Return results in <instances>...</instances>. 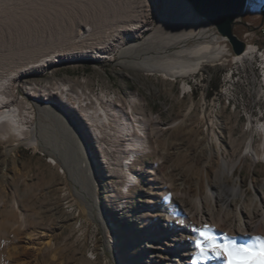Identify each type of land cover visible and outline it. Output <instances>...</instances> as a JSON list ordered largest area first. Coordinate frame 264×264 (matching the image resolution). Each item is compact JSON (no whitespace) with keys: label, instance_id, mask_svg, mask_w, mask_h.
Wrapping results in <instances>:
<instances>
[{"label":"rangeland","instance_id":"obj_1","mask_svg":"<svg viewBox=\"0 0 264 264\" xmlns=\"http://www.w3.org/2000/svg\"><path fill=\"white\" fill-rule=\"evenodd\" d=\"M247 2L240 18L246 24L236 25L234 33L243 41L248 33V42L264 46V4L254 12L258 0ZM162 4L163 0H67L58 8L63 18L36 23L30 32H0V53L15 52L14 62L20 59L17 50L29 43L63 36L71 26L77 34L85 18L104 21L105 30L113 33L107 45L90 40L83 48L84 55L62 54L48 64L25 66L13 77L11 91L38 128L34 145L15 138L0 140V264H142L151 252L150 245L160 248L171 231H184L176 226L166 231L156 222L166 219L160 209L167 190L175 194L177 203L193 206L194 197L205 192V177L217 183L221 160L227 167L238 160L232 179H238L247 199L253 196L251 180L264 187V160L255 163L242 156L250 135L255 151L264 153V136L256 128L264 117L252 111L256 100H249L248 106L233 95L237 91L223 85L231 54L175 76L137 66L143 59L147 63L152 60L146 57L153 54L154 46L145 38L157 26ZM126 10H141L140 20L149 25L139 31L126 30L120 18ZM141 43L139 50L121 51ZM219 44L230 50L226 41L220 39ZM0 67V72L8 71L5 64ZM224 88L228 93L220 92ZM35 93L58 104L59 98L65 100V93L79 97L78 101L71 98L73 110L64 108L87 141L95 194L106 227L95 210L89 215L78 195L81 187L75 172L82 153L65 156L61 127L53 116L36 108L31 97ZM80 104L96 107L104 122L89 129L79 118ZM132 150L137 153L130 165L135 186L126 192L124 166L129 154H134ZM232 179L227 180L228 185ZM122 205L125 209L118 210ZM143 215L151 216V223L143 225ZM46 236L47 243L37 248L26 246L31 237ZM169 250L172 263L174 251ZM148 259L145 264L156 263L154 258Z\"/></svg>","mask_w":264,"mask_h":264},{"label":"bare ground","instance_id":"obj_2","mask_svg":"<svg viewBox=\"0 0 264 264\" xmlns=\"http://www.w3.org/2000/svg\"><path fill=\"white\" fill-rule=\"evenodd\" d=\"M65 1L67 0H0V32L5 30L10 31L11 34L17 31L23 33L36 23L42 24L46 22L45 20L52 22V20L63 18L64 13L58 8ZM262 1L260 0V2ZM259 9L260 5L254 7L255 11H259ZM140 11L126 10L120 14L126 30L139 31V28L149 25L146 20H140ZM101 18L103 17L101 16ZM89 19L90 17L83 19L77 34L74 32V26H71L69 31L65 34L62 33L63 36H60L61 34L55 38L50 36L47 42L40 40L39 43H29L26 47L19 48L18 46L19 49L16 53L20 56L18 62L13 61L15 52L4 53L2 51L3 53H0V64H2L0 66L5 64L8 67L6 73L0 72V140L8 141L15 138L33 145L35 142L34 134L38 127L33 122L30 112L23 111L22 101L11 91V84L16 73H20L25 66L36 67L48 64L62 54H68L67 57H70L76 52H82L81 54L84 55L83 48H85V44L90 45L91 42H88L90 40H97V42H101L99 44L107 45L113 39V33L105 30L107 23L94 18L92 22H89ZM220 39L223 40L216 33L215 28L198 17L186 0H163L162 15L159 22L153 32L145 38L147 44L154 46V51L151 49L153 54L146 57H152V60L147 63L143 59L136 64L137 66L153 67L170 76L194 72L203 62L222 60L224 56L230 54V50L227 52L219 44ZM143 43L139 45L130 44L121 51L139 50ZM224 45L226 46V44ZM55 46L59 48H55ZM173 48L174 50H171ZM251 52L252 48L247 47L242 56ZM232 56L234 55L232 54ZM31 97L37 109L53 116L58 121L64 134L63 150L65 156L77 157L78 152L82 153V161L79 162L78 170L75 172V177L81 187L78 195L84 202L85 210H88L89 215L92 216V212L95 210L98 220L106 227L107 220L95 194L96 183L89 161L87 141L77 122L64 108L68 107L73 110L71 98L78 101L79 97L77 95L68 96L65 93V100L59 98L60 104L47 100L48 98L42 93H35ZM77 107L81 111L80 120L87 123L89 129H94L98 122H104L103 114L96 107L83 104L77 105ZM250 117L249 114L247 117L249 122ZM137 126L141 129L138 121ZM256 128L264 136V122H261ZM135 142L138 146L140 145L138 137H135ZM134 152L136 150H132V153ZM263 154L255 151L250 135L245 141L242 156H249L256 163L259 160H264ZM237 162L238 160L227 167L226 162L221 160L222 171L217 183L209 181L205 177L203 180L205 192L203 195L197 194L194 197L193 206L181 202L177 203L175 194L167 190L160 209L161 214L165 215L166 219L164 218V222H161L160 218L156 222L162 224L166 231L172 229L171 226H176V228H181L184 231L181 234L179 232L172 234L173 231H171L170 236H166L160 248L150 245L152 248L150 254L140 263L145 264L151 257L156 262L151 264H225V258L222 255L216 256L214 250L207 247V243L199 235V229H209L207 232L214 238L215 242H223L229 248L233 245L244 244L259 250L260 245L264 243V187L255 186L251 180L249 189L253 191V196L247 199L245 190L242 189L238 179H232L233 169ZM130 168L128 165L129 172L127 174L129 177L124 186L126 192L135 186V178L130 176L132 175ZM229 179H232L230 185L227 184ZM124 209L125 206L122 205L118 210ZM150 217L149 215L140 217L141 220H146L143 225L151 223ZM134 220L136 221V219ZM188 224L190 226L187 228ZM219 225L224 227H219ZM257 237L261 239L257 240ZM197 239L202 240L201 247L207 250L205 257L198 255L199 249L195 245ZM47 242V236L38 240L31 237V241L27 242L26 246L37 248ZM169 248L174 251L172 263L169 261ZM165 258H167V262H164ZM254 259H260V256L258 255Z\"/></svg>","mask_w":264,"mask_h":264},{"label":"built area","instance_id":"obj_3","mask_svg":"<svg viewBox=\"0 0 264 264\" xmlns=\"http://www.w3.org/2000/svg\"><path fill=\"white\" fill-rule=\"evenodd\" d=\"M247 2V6H248ZM258 5L261 6L264 4L258 0ZM246 6V7H247ZM256 6V5H255ZM254 6V7H255ZM251 11L257 12L254 9ZM248 33L243 35L245 42V50L247 47L252 48V52L246 56L234 55L231 54L230 67L222 75V83L228 86L231 90L237 91L238 94H233L244 104L249 106V100H256V107H252V111H257L259 117H264V46H259L256 43L248 42L247 36ZM227 90H220L222 94L228 93ZM218 91H215L217 93ZM238 96V97H237ZM206 232L209 229L205 230ZM209 234V232H207ZM198 238V236H197ZM215 241V240H214ZM206 243V242H205ZM221 245L225 244L223 242H216ZM203 244V243H202ZM222 257H226L222 255Z\"/></svg>","mask_w":264,"mask_h":264},{"label":"water","instance_id":"obj_4","mask_svg":"<svg viewBox=\"0 0 264 264\" xmlns=\"http://www.w3.org/2000/svg\"><path fill=\"white\" fill-rule=\"evenodd\" d=\"M196 15L210 23L216 33L226 41L233 55H241L245 42L234 33L241 22L248 0H186Z\"/></svg>","mask_w":264,"mask_h":264},{"label":"snow or ice","instance_id":"obj_5","mask_svg":"<svg viewBox=\"0 0 264 264\" xmlns=\"http://www.w3.org/2000/svg\"><path fill=\"white\" fill-rule=\"evenodd\" d=\"M207 228V226H205ZM199 235L207 243V247L214 250L216 256H225V264H264V243L259 247V250L252 246L240 244L239 246L233 245L231 248L227 244H217L214 238L209 235L204 229H199ZM257 240L261 239L259 237ZM202 240L197 239L195 241L196 248L199 249L198 255L205 257L207 250L201 247ZM260 256V259H254L256 256Z\"/></svg>","mask_w":264,"mask_h":264}]
</instances>
